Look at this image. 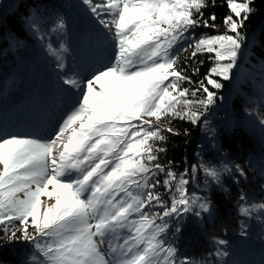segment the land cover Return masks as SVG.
Segmentation results:
<instances>
[{"label": "snow or ice", "instance_id": "obj_1", "mask_svg": "<svg viewBox=\"0 0 264 264\" xmlns=\"http://www.w3.org/2000/svg\"><path fill=\"white\" fill-rule=\"evenodd\" d=\"M253 2L226 0L225 31L197 37L196 29H216L215 14L204 18L209 0H80L111 36L112 61L81 78L65 72V45L49 42L47 53L65 72L62 91L74 103L48 139L0 135V230L32 244L30 264H211L180 257L167 239L170 229L182 230L186 215L211 212L207 198L189 190L200 166L177 173L171 162H159L166 149L153 142H166L164 131L175 134L159 126L162 118L196 124L203 115L198 109L220 99L215 90L232 79L245 54L242 30ZM39 19L33 13L26 21L34 34ZM66 29L57 15L51 31ZM189 49L190 60L204 54L211 62L198 82L178 64L179 53ZM202 170L217 184L221 171H230L227 165ZM236 171L245 175L239 165ZM240 212L248 216L251 209L242 203ZM213 255L228 253L217 247Z\"/></svg>", "mask_w": 264, "mask_h": 264}, {"label": "trees", "instance_id": "obj_2", "mask_svg": "<svg viewBox=\"0 0 264 264\" xmlns=\"http://www.w3.org/2000/svg\"><path fill=\"white\" fill-rule=\"evenodd\" d=\"M63 2L64 0H10L2 3L0 60L4 62L14 53L17 56L27 54L26 51L29 50L23 48L39 46L40 39H35L33 31L26 26L27 19L33 13H37L40 17L39 28H51L57 15L65 16L67 7ZM252 7L254 11L249 15L242 30L245 38L250 30H253L249 34V41L244 48L245 54L240 59L235 77L229 84L227 81H222L224 87H227L222 97L212 105L213 108L207 111L202 107L198 109L203 115L196 124L186 119L162 118L159 126L164 129L171 127L175 134L164 131L162 134L167 137L166 142L162 144L159 141L153 142L166 149V152L159 154V162L166 166L171 162L172 169L177 173L185 169L190 170L193 165L200 167L210 165L220 170L227 165L230 169L228 172L221 171L218 184L212 183V180L205 176L197 179L200 188L206 191L211 212L202 213L200 217L185 216L180 222L182 230L177 234H174L172 229L169 230L167 239L179 250L180 257L188 256L195 260L206 258L212 264H257V260L261 261L259 264H263L264 220L261 218L264 217V212L258 206L261 205L260 193L264 191V124L260 123L261 119H264V86L259 88L254 82L264 84V0H254ZM212 14L217 17L216 29H196L197 37L225 31L223 18L229 14L226 0H209L208 7L204 9V18ZM98 30L99 28L89 29L92 38H89V33L81 34L88 31V28L82 30L81 25L79 30L76 29L77 32L67 35L66 40L62 37L63 34L59 35L51 30L42 31L41 35L45 36L43 41L49 40L54 45L58 44L56 42L67 45L70 50L68 61L75 64H70L67 68L85 64L86 60L87 65L84 69L87 70L93 64L99 68L109 47L111 54L115 50L111 41L108 42L109 35L104 30L100 32ZM191 51L192 49L187 52L181 51L178 64L186 67L187 74L198 82L203 78L211 62L204 54L199 55L195 60H190ZM38 61L41 62L39 59ZM201 61L203 64L200 63ZM194 67L199 68L200 71L193 74ZM27 72L28 70L17 72L18 77L14 79L8 77V80H4L0 90L3 91L0 93L1 99H5L3 95H8L13 91L12 89L17 88L21 79L29 81ZM33 73L40 72L34 70ZM39 76L42 74L40 73ZM9 82L11 84L7 85ZM53 83L55 91L61 92L58 89L59 82L53 81ZM196 86V84H182V87H188L190 90ZM29 89L26 88V91L28 92ZM221 90H215L217 95ZM34 94L37 97L44 93L34 91ZM188 98L193 99L191 96ZM197 98L203 97L200 95ZM34 102L36 105L33 106L39 104V101ZM17 103L20 104V101ZM4 119L5 116L2 120ZM152 123L156 125L158 122L152 118ZM211 129L213 131H210ZM207 131H210L209 138L205 137ZM212 135L215 138L209 142L208 139ZM236 165L244 170L245 175L241 176L236 171ZM159 178L161 181L164 179L163 176ZM196 178H198L197 174ZM206 181L207 184L204 185ZM241 195L246 197L245 201L240 200ZM242 203L251 209L250 215L241 214ZM253 205L257 207L253 209ZM174 227L175 221H173ZM19 236L18 231L17 237ZM221 239L225 240L226 244L218 246L216 241ZM217 247L228 255L209 256V253L215 252ZM32 249L30 242L20 238L9 239V234L0 230V264H30L28 258Z\"/></svg>", "mask_w": 264, "mask_h": 264}, {"label": "rangeland", "instance_id": "obj_3", "mask_svg": "<svg viewBox=\"0 0 264 264\" xmlns=\"http://www.w3.org/2000/svg\"><path fill=\"white\" fill-rule=\"evenodd\" d=\"M7 1H10V0H0V7L2 3L7 2ZM63 3L67 7V11L64 16V18L66 19L65 21L67 24V29L65 30L64 33H56V34H59V35L63 34L62 37H64V39L66 40L67 35L76 31V29L79 30L80 25H81L82 30L84 28H88V31L81 32V34L86 35L87 33H89V38H92V35L89 32V29L92 30L95 28H99L98 32L103 30L95 22L91 14L87 12L84 6L81 5L80 0H64ZM0 14H1V10H0ZM51 28H47V29L40 28V32L35 34V39L37 38L39 39V36L41 35L42 31H46V30L50 31ZM252 30L253 29L250 30L249 34L252 32ZM249 34L245 38L246 42H245L244 48L246 47L249 41ZM107 39L109 43L111 41V43L113 44V40L111 36H109ZM49 42H50L49 40L47 42V40L43 41L40 39L39 46L34 45L30 49L23 48V49L29 50V51L25 50L26 52H28L27 54H21L17 56V54L11 53L13 55L12 57L6 58L4 62L0 60V90L3 87V84H4L3 82L5 79L8 80V77L11 79H14V77H18L17 72L28 70L27 73L29 74V81H24L21 79L16 86L17 88L12 89L13 91L9 93L8 95H3L5 99H1L2 95H0V135H4V136L20 135V136H30V137H37L41 139H48L52 135L54 130L57 128L59 123L61 122V119L64 117L65 113L68 111L70 104L74 103V99H75L74 97L70 98L64 91H62V85H61L59 78L62 75H64L65 72H67L68 74H71V70H75V72L78 73L81 78H86L90 76L96 69H98V67H96V65L93 63H92L93 65L91 64L92 67L90 69H87V70L84 69L85 66L87 65L86 60L84 61L85 64H77L76 67L71 66L70 68H67L71 64V62L68 61L69 59L68 54L70 53L69 52L70 50L65 44L67 51L62 52V55H63L64 63L66 65V69H65V72H62L61 70L58 69L57 61L55 60V58L53 56H50L46 51V45ZM56 43L58 44L54 45V43H52L53 47L59 49L58 47L60 45V42H56ZM9 45L11 46L12 43H10ZM114 53H115V50L111 54V47H109L108 52L106 56L104 57L105 59L103 60V63L99 65V68L110 63L112 61ZM90 57H92L91 54H90ZM38 59L41 62H39ZM35 63H41V64L36 65ZM32 64H35V66ZM71 65H75V64H71ZM238 67H239V63L233 71L232 79L235 77ZM34 70H38L42 74V76H39L40 73L39 74L33 73ZM15 79H18V78H15ZM52 79H54L53 81L55 82L57 81L59 82L60 88L58 89H60L61 92L55 91V87H54V83ZM230 81H227V83L229 84ZM10 84H11L10 82L7 83V85H10ZM254 84L259 88H262L264 86L263 82L255 81ZM26 88H30L28 92L26 91ZM221 89L222 90L218 94V97H222L224 92L227 90V87H223ZM34 91L35 92L41 91V93L43 92L44 94L35 97ZM2 92L3 91H0V93ZM17 101H20V104H18ZM34 101H39V104H37V106H33V105H36V102ZM211 107L212 106H209L208 109H210ZM207 110H204V111H207ZM2 116L3 117L5 116L4 120H2L3 118ZM210 131H213V130L211 129ZM210 131H207L205 133L206 138H209ZM203 137L201 138V140H203ZM214 138L215 136L212 135L210 139H208V141L210 142ZM207 166H210V165H207ZM202 168L203 166L199 167V170L196 173L198 175V178H196L195 176V178L192 180L191 184L189 185V190L195 191L198 195L206 197L205 189L200 188V185L197 182V179L202 178L201 176L207 177L204 171L202 170ZM207 178L211 180V178L209 177ZM212 183L216 184L214 181H212ZM260 194H261V198L259 197L261 200L260 203L264 204V191L261 192ZM42 199L47 200L48 198L42 197ZM49 202L51 203L54 201H49ZM260 210L264 212V209L260 208ZM186 216L191 218L192 216H195V215L188 214ZM261 219L264 220V217H262ZM192 221H194V219ZM12 230H15V229H12ZM105 248H106V245L101 246L102 251H104ZM34 253H35V250L33 248L29 252V258H28L29 260ZM262 261L264 264V259ZM256 262L257 264H259L261 261L257 260Z\"/></svg>", "mask_w": 264, "mask_h": 264}]
</instances>
